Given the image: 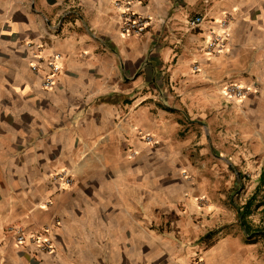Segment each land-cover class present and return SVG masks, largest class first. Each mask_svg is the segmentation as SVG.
Segmentation results:
<instances>
[{"label": "crops", "instance_id": "obj_1", "mask_svg": "<svg viewBox=\"0 0 264 264\" xmlns=\"http://www.w3.org/2000/svg\"><path fill=\"white\" fill-rule=\"evenodd\" d=\"M127 8L151 16L145 34L121 31ZM224 18L229 48L208 54ZM231 79L260 84L228 110ZM240 104L264 138V0H0V264H264L228 207L225 156L192 159L200 118L212 133ZM17 226L49 229L56 251L16 246Z\"/></svg>", "mask_w": 264, "mask_h": 264}, {"label": "rangeland", "instance_id": "obj_2", "mask_svg": "<svg viewBox=\"0 0 264 264\" xmlns=\"http://www.w3.org/2000/svg\"><path fill=\"white\" fill-rule=\"evenodd\" d=\"M206 2H208V0H206ZM196 16L203 17V22L199 27L207 25L210 21V19L204 15H192L188 19L190 26H193L191 20ZM208 32L209 36L202 49L204 48V51L208 54L226 52L229 48L232 35L230 19H221L219 21V26H211ZM217 35L221 36V38ZM198 48L199 47H197V49ZM200 49L201 48L198 50L200 51ZM195 64L199 65V70H201L202 66L198 61H194L191 64L193 70ZM185 79L186 77L183 76L180 81L177 80L178 86L190 83ZM230 84H238L246 87L248 91L244 98H247L260 83L255 79L251 84H245L235 79L224 82L219 87V94L222 97H226L227 100L225 104L228 110L235 104V101L244 99L235 96L230 97L225 93V86ZM171 91L170 93L173 96L178 95L175 89ZM169 109L173 108L169 107ZM247 109L248 107L246 105L240 104L237 115L227 113L228 123L226 126L216 119L214 121L215 128L212 133L210 131L211 129L202 124L205 123L206 120L200 118L201 121L195 124L196 128H200L204 131L203 137H201L203 144L199 146L207 148L208 151L203 154L194 151L193 153L195 154L192 155V159L194 162L196 161V163L201 161V163L210 165L214 164V162H220L222 160L220 156H225L228 162L227 164H229V171H226V181L228 185L227 194L229 199L228 207L237 212V218L242 222V226H244V222L247 225V229L243 228L246 241L260 242L259 244L262 245L259 247V253L264 254V138L258 135L260 131ZM181 124L182 134H180L185 135V133L192 128L190 118L185 117V121H182ZM151 143L156 144L154 138ZM258 230L259 234L255 233ZM261 233L262 235H260Z\"/></svg>", "mask_w": 264, "mask_h": 264}, {"label": "built area", "instance_id": "obj_3", "mask_svg": "<svg viewBox=\"0 0 264 264\" xmlns=\"http://www.w3.org/2000/svg\"><path fill=\"white\" fill-rule=\"evenodd\" d=\"M119 2H117L118 4ZM74 11H66L65 14H69ZM120 29L124 34H133V35H143L148 31V28L151 25L152 18L149 15L144 13L132 10L127 8L124 11L120 12ZM203 22V17L196 16L192 18L191 24L193 26H199ZM61 22H59V25ZM218 36V35H217ZM221 38V36H218ZM59 57V54L53 56V59L48 60V66L51 68V73L44 78V87L51 88L55 83V75L59 71V66L55 62L56 58ZM40 60H43L42 57H39ZM38 63L34 62L31 64V67L34 70L38 69ZM199 65H194V70L199 71ZM248 89L246 87L240 86L238 84H230L225 86V93L227 95L235 96L237 98H244L247 94ZM143 139L147 142H152L153 137L150 134H144ZM135 153V152H134ZM55 178L63 180L67 185L72 184L73 178L70 174L65 171L58 172L54 174ZM8 231L13 236L16 246H21L26 242L33 243L41 251L54 252L57 249L55 239L47 228H41L36 232L29 233L26 228L22 226L9 228ZM189 264H206L204 259L200 256H195Z\"/></svg>", "mask_w": 264, "mask_h": 264}, {"label": "trees", "instance_id": "obj_4", "mask_svg": "<svg viewBox=\"0 0 264 264\" xmlns=\"http://www.w3.org/2000/svg\"><path fill=\"white\" fill-rule=\"evenodd\" d=\"M243 224H244V227L247 229V225L245 224V222Z\"/></svg>", "mask_w": 264, "mask_h": 264}]
</instances>
